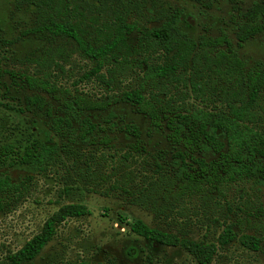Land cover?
I'll return each instance as SVG.
<instances>
[{
  "label": "trees",
  "instance_id": "16d2710c",
  "mask_svg": "<svg viewBox=\"0 0 264 264\" xmlns=\"http://www.w3.org/2000/svg\"><path fill=\"white\" fill-rule=\"evenodd\" d=\"M146 1L16 0L19 7L28 5L37 10V26L31 32L72 41L83 56L95 62L92 69L95 76L101 75L107 64L120 58L124 62L130 56L147 53L151 59L156 55L161 59L159 63L145 56L140 63L144 81L157 88V94H146L147 88L142 85L122 91L117 97L96 100L72 94L69 90L59 92L45 79L25 76L24 84L37 93L25 95L20 110L44 113L51 119V131L66 138L65 147H68L70 143L79 142L91 146L110 145L111 137L101 134L108 132L107 128L91 117V113L106 111L118 103L131 106L136 115L147 120L146 135L162 132L170 147L151 152L138 123L131 121L121 127L116 123L119 131L133 140L122 158L126 162H129V155L134 159L133 154L150 158L146 161L150 166L149 175L137 185V192L131 191L129 180L124 189L120 187L133 198V204L148 208L160 217L178 210V205L186 200L218 205L220 203L215 200L225 199L231 189L240 188L247 198L241 207L246 219L243 218V225L225 224L219 242L224 246L234 241L238 237L236 228L243 227V235L238 237L243 246L264 254V206L258 201L260 193L264 192V63L256 61L249 65L236 48L264 34V0L246 10L238 9L234 20L240 18L242 22L236 30V46L225 31L217 37L202 35L198 40L190 37L183 26L191 28L193 20L180 8L153 4V15L162 22L160 26L147 27L138 21H129L133 13L145 16ZM226 1L234 8L238 2ZM85 14L98 16L93 26H87L81 19ZM133 34L138 36L135 45L131 39ZM120 64L115 67L121 68ZM109 80L112 83L110 77ZM175 81L184 83L188 89L186 94L193 96L194 102H186L184 98L182 101L172 97L166 99L170 94L167 87ZM41 93L58 104L60 113L53 114L54 106ZM110 116L113 118L115 114L111 112ZM0 158L10 160V164L17 162L44 171L58 158V145L35 140L23 152H17L13 144H4L0 145ZM31 180L29 176L17 184L10 176L2 174L0 211L15 196L22 198ZM87 212L81 205L62 207L46 222L40 234L19 251L7 255L1 264H33L62 221ZM245 226L256 230V235L245 233ZM132 231L145 239L153 238L154 246L169 243L189 250L191 246L202 247L173 233L152 229L140 221L132 225ZM209 248L212 251L205 257V264H211L217 253L216 244ZM201 257L197 254L199 260ZM64 264L103 263L83 260Z\"/></svg>",
  "mask_w": 264,
  "mask_h": 264
},
{
  "label": "rangeland",
  "instance_id": "374dc122",
  "mask_svg": "<svg viewBox=\"0 0 264 264\" xmlns=\"http://www.w3.org/2000/svg\"><path fill=\"white\" fill-rule=\"evenodd\" d=\"M261 1L238 0L234 8L226 0H147L145 16L133 13L129 21H138L147 27L160 26L162 22L153 15V4L180 8L193 20L191 28L183 26L190 37L197 40L202 35L217 37L225 31L236 46V30L242 22L240 18L234 20L238 9L246 10ZM85 15L81 19L87 26H93L98 16ZM36 26V8L19 7L16 0H0V145L13 144L17 152H23L35 140L58 145V158L44 171L17 162L10 164V160L0 158V176L7 174L17 184L32 177L27 189L23 190V197L15 196L0 211V264L7 255L19 251L40 234L46 222L68 205L85 206L88 212L62 221L33 264L83 260L103 264H205L212 244L217 245V253L211 264H264V254L248 250L238 238L243 235V227L241 230L236 228L238 237L234 241L224 246L219 242L225 224L243 225V218L246 219L241 207L247 198L240 188L231 189L225 199L215 200L220 203L218 205L186 200L178 205V210L168 211L160 217L148 208L133 204V198L120 187L124 189L129 180L131 191L137 192V185L149 175L150 166L146 161L150 158L136 154H133L134 159L129 155V162L122 158L133 140L120 132L116 123L119 127L131 121L138 123L144 131V143L151 152L169 150L170 147L162 132L146 135L147 120L136 115L131 106L118 103L106 111L91 113V117L107 128L108 132L101 134L111 137L110 145L91 146L79 142L70 143L68 147H65L66 138L51 131V119L44 113L20 110L24 96L37 93L24 84L25 76L45 79L59 92L69 90L72 94L87 95L96 100L117 97L122 91L142 85L147 88L146 94L158 93L157 88L144 81V69L140 64L145 56L160 63L157 55L151 59L147 53L136 54L124 62L120 58L107 64L102 74L95 76L92 72L95 62L83 56L72 41L55 39L48 34L35 35L31 31ZM131 39L133 45L138 43L137 34ZM236 48L249 65L256 61L264 63V34ZM117 63H121V68L115 67ZM167 88L170 94L166 99L195 101L193 96L186 94L188 89L180 81ZM41 95L54 106V115L60 113L55 101L44 93ZM111 112L115 114L113 118ZM75 126L78 127V123ZM117 186L118 189L112 188ZM258 201L264 206V192L260 193ZM137 221L202 247L191 246L189 250L167 242L154 246L153 238L145 239L132 231V225ZM245 233L256 235V230L245 226ZM197 254L202 256L200 260Z\"/></svg>",
  "mask_w": 264,
  "mask_h": 264
}]
</instances>
